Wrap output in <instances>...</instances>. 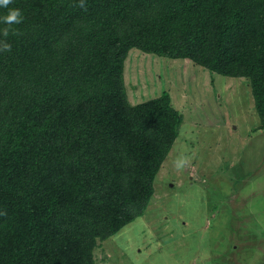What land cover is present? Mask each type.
I'll use <instances>...</instances> for the list:
<instances>
[{"label":"trees","instance_id":"trees-1","mask_svg":"<svg viewBox=\"0 0 264 264\" xmlns=\"http://www.w3.org/2000/svg\"><path fill=\"white\" fill-rule=\"evenodd\" d=\"M9 9L19 23L4 22ZM131 48L248 78L264 128V0H11L0 6V264H92L95 238L143 213L182 115L167 92L128 102Z\"/></svg>","mask_w":264,"mask_h":264},{"label":"rangeland","instance_id":"rangeland-1","mask_svg":"<svg viewBox=\"0 0 264 264\" xmlns=\"http://www.w3.org/2000/svg\"><path fill=\"white\" fill-rule=\"evenodd\" d=\"M134 105L167 92L182 115L143 213L94 240L92 264H264V128L249 79L138 48Z\"/></svg>","mask_w":264,"mask_h":264},{"label":"clouds","instance_id":"clouds-1","mask_svg":"<svg viewBox=\"0 0 264 264\" xmlns=\"http://www.w3.org/2000/svg\"><path fill=\"white\" fill-rule=\"evenodd\" d=\"M10 2L11 0H0V6L6 7ZM21 18H22V14L19 9H9L7 15L3 17V20L7 25L11 26L12 24L19 23ZM7 34H8V30L5 29L4 35ZM4 47L7 48L8 46L5 45Z\"/></svg>","mask_w":264,"mask_h":264}]
</instances>
